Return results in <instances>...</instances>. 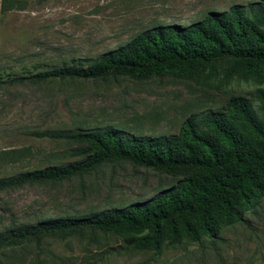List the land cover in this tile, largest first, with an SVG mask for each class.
<instances>
[{
	"label": "rangeland",
	"instance_id": "374dc122",
	"mask_svg": "<svg viewBox=\"0 0 264 264\" xmlns=\"http://www.w3.org/2000/svg\"><path fill=\"white\" fill-rule=\"evenodd\" d=\"M2 10L0 74L21 75L94 59L157 24H189L210 10L258 0H26ZM264 82L233 80L202 88L187 81L121 77L0 85V177L76 158L71 144L33 131L92 129L107 124L136 135L177 133L192 113L222 108L234 95L251 97ZM254 104H257L255 101ZM172 175L129 162L103 164L80 178L0 192V231L47 217L85 215L145 200L176 182ZM246 220L219 237L159 252L136 251L121 236L86 232L47 238L0 252V264H264V197Z\"/></svg>",
	"mask_w": 264,
	"mask_h": 264
},
{
	"label": "trees",
	"instance_id": "16d2710c",
	"mask_svg": "<svg viewBox=\"0 0 264 264\" xmlns=\"http://www.w3.org/2000/svg\"><path fill=\"white\" fill-rule=\"evenodd\" d=\"M26 0H2V10ZM175 79L198 87L233 80L264 82V0L210 10L189 24H157L94 59H74L33 73L0 74V85L54 80ZM257 104H254V102ZM71 144L74 160L0 177V192L83 177L103 164L129 162L180 175L145 200L85 215L42 217L0 231V252L86 232L121 236L136 251L159 252L219 237L246 220L264 197V89L231 96L222 108L192 113L174 134L136 135L107 124L92 129L33 131Z\"/></svg>",
	"mask_w": 264,
	"mask_h": 264
}]
</instances>
